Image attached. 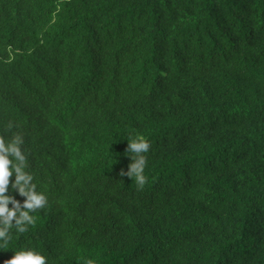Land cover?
<instances>
[{"label": "trees", "instance_id": "16d2710c", "mask_svg": "<svg viewBox=\"0 0 264 264\" xmlns=\"http://www.w3.org/2000/svg\"><path fill=\"white\" fill-rule=\"evenodd\" d=\"M12 131L48 202L0 264H264V0H0Z\"/></svg>", "mask_w": 264, "mask_h": 264}, {"label": "clouds", "instance_id": "9594fccd", "mask_svg": "<svg viewBox=\"0 0 264 264\" xmlns=\"http://www.w3.org/2000/svg\"><path fill=\"white\" fill-rule=\"evenodd\" d=\"M8 128L12 130L15 125L9 122ZM127 142L131 163L129 170L126 173L122 171L121 175H127L131 179L134 177L137 185L142 187L146 183L144 170L148 162L150 141L143 135H136ZM24 144V137L19 131H12L8 137L0 136V249L9 244L15 233L22 234L29 226L34 225L36 216L33 214L48 202L45 193L37 190L34 175L27 170ZM13 175L15 180L11 187L26 197L23 205L6 194ZM10 203L13 205L11 208ZM5 264H48V259L34 248H21L14 251L12 258ZM84 264H96V261L88 258Z\"/></svg>", "mask_w": 264, "mask_h": 264}]
</instances>
